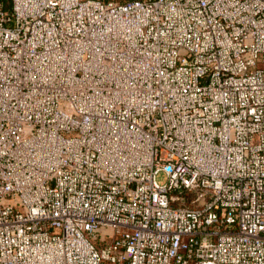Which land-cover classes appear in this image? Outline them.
I'll list each match as a JSON object with an SVG mask.
<instances>
[{
  "label": "built area",
  "instance_id": "1",
  "mask_svg": "<svg viewBox=\"0 0 264 264\" xmlns=\"http://www.w3.org/2000/svg\"><path fill=\"white\" fill-rule=\"evenodd\" d=\"M0 264H264V0H0Z\"/></svg>",
  "mask_w": 264,
  "mask_h": 264
},
{
  "label": "rangeland",
  "instance_id": "2",
  "mask_svg": "<svg viewBox=\"0 0 264 264\" xmlns=\"http://www.w3.org/2000/svg\"><path fill=\"white\" fill-rule=\"evenodd\" d=\"M157 180L159 182V184L164 185L167 181V177L165 175V173H161L158 177Z\"/></svg>",
  "mask_w": 264,
  "mask_h": 264
}]
</instances>
